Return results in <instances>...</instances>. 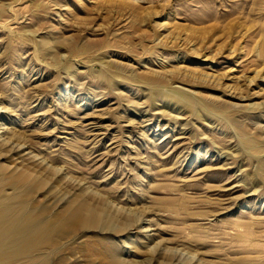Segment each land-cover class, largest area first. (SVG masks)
I'll use <instances>...</instances> for the list:
<instances>
[{"label": "rangeland", "instance_id": "rangeland-1", "mask_svg": "<svg viewBox=\"0 0 264 264\" xmlns=\"http://www.w3.org/2000/svg\"><path fill=\"white\" fill-rule=\"evenodd\" d=\"M23 163L34 210L79 193L120 228L36 263L264 264V0H0V166Z\"/></svg>", "mask_w": 264, "mask_h": 264}, {"label": "bare ground", "instance_id": "bare-ground-1", "mask_svg": "<svg viewBox=\"0 0 264 264\" xmlns=\"http://www.w3.org/2000/svg\"><path fill=\"white\" fill-rule=\"evenodd\" d=\"M10 151L19 155V150L14 147ZM23 164L14 169L0 166V264H48L47 261L36 263V255L55 253L61 239L83 230L119 231L120 228L113 217L107 216L105 209L79 193L74 194L65 209L54 216L34 210L30 201L46 190L50 178L47 174H33L28 164ZM7 189L11 193L7 194ZM50 198L58 202L61 192ZM127 225L132 224L127 223L122 230L125 231ZM105 248L102 253L104 264H133L123 260L119 250L113 246L106 244ZM169 259L173 264L180 263L181 255L174 253Z\"/></svg>", "mask_w": 264, "mask_h": 264}]
</instances>
